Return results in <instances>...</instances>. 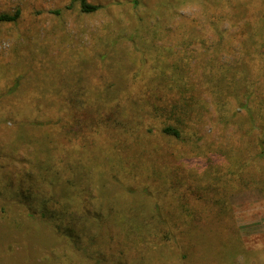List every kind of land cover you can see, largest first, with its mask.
<instances>
[{
    "label": "rangeland",
    "instance_id": "374dc122",
    "mask_svg": "<svg viewBox=\"0 0 264 264\" xmlns=\"http://www.w3.org/2000/svg\"><path fill=\"white\" fill-rule=\"evenodd\" d=\"M86 1L100 7L84 12L80 0H0V13L19 10L15 22H0V264H264V190L233 179L243 138L216 115L194 129L188 122L175 138L161 132V118L131 110L125 120L112 101L82 108L69 135L53 125L52 140L64 147L68 166L88 169L96 184L108 178L97 189L107 199L72 201L85 219H66L74 228L65 236L18 216L12 196L25 183L18 132L48 131L22 126L19 117L54 120L57 113L36 110V95L59 87L144 98L143 80L194 66L201 43L183 45L184 35L207 42L215 34L212 19L232 37L235 21L218 16L264 9V0H141L137 7L132 0ZM192 131L198 137L189 138ZM216 185L226 193L219 206L209 196Z\"/></svg>",
    "mask_w": 264,
    "mask_h": 264
},
{
    "label": "trees",
    "instance_id": "16d2710c",
    "mask_svg": "<svg viewBox=\"0 0 264 264\" xmlns=\"http://www.w3.org/2000/svg\"><path fill=\"white\" fill-rule=\"evenodd\" d=\"M132 1L133 7H137L141 0ZM99 7L98 4L80 0V8L84 12H93ZM225 14L227 16H218V19L226 17L235 21L230 23L231 27H235L232 37L226 30H221L212 19L210 26L215 30V34L212 39H207V42L202 39V35H184L181 38L183 45L187 46L191 42L201 43L200 49L193 57L194 66H174L169 69L178 72L168 75L155 74L152 81L143 80L141 85L145 92L144 98L135 95L121 101L118 100L119 97L110 94L98 97L85 92L80 94L73 89L65 93L63 90L59 91V87H54L57 90L54 94L36 95L33 100L36 110L51 113V110L55 109L57 113L54 120L51 117H19L18 122L22 126L46 125L48 131L45 129L46 132L40 137H35L25 129L18 132V139L22 140L25 151L21 161V177L25 183L19 186L18 192L12 196L21 205L18 216L39 220L52 231L65 236L74 228L66 224V219L69 218L72 225L85 219V213L80 208H73L72 201L94 203L107 199L106 195L97 189L104 187L108 178L102 175L100 182L96 184L88 169L83 171L84 169L75 167L72 163L68 166L64 147L59 141L52 140L55 135L52 128L56 124L61 134L65 132L69 135L72 126L79 121L82 108L93 110L94 107L111 103L110 101L116 103L118 108L121 106L124 109L127 115L125 120L129 121L131 110H134L133 113L137 116L143 114L161 118V132L175 138L181 136L182 126H187L188 122L193 123L191 127L194 129L195 124H201L207 115H216L217 123H221L225 128L232 125L243 138L244 152H241L244 157L236 165L237 171L233 173V179L241 187H260L263 191L264 9L256 10L250 17L247 10H244L243 14L235 13L234 17ZM18 17V9L12 13H0V22H15ZM140 19L143 20L142 17ZM224 55L231 57L223 60ZM19 83L20 78L18 86ZM150 130L151 127L147 129ZM194 135L193 132L188 134V137L192 138ZM156 151L157 148L152 147V152ZM69 169L71 171L68 175ZM113 177L115 181V176ZM216 180L221 181L220 178ZM217 187H212L215 190L209 194L216 205L226 198L224 187ZM197 188L198 196L203 195L202 189L198 186ZM4 211L2 208V213Z\"/></svg>",
    "mask_w": 264,
    "mask_h": 264
}]
</instances>
